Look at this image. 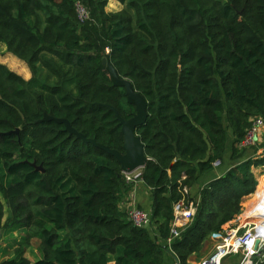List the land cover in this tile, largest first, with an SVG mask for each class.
Wrapping results in <instances>:
<instances>
[{
  "label": "trees",
  "instance_id": "1",
  "mask_svg": "<svg viewBox=\"0 0 264 264\" xmlns=\"http://www.w3.org/2000/svg\"><path fill=\"white\" fill-rule=\"evenodd\" d=\"M78 1L90 11L86 21ZM109 1L0 0V42L32 73L26 80L0 62V227L8 215L24 239L0 264H162L182 198L197 207L172 245L187 264L257 186L248 160L199 200L184 191L223 161L229 129L240 159L252 120L264 118V0H117L123 8L107 11ZM105 58L148 103L136 130L148 157L140 177L152 191L147 227L121 207L131 184L117 158L57 121L125 152L105 105L125 119L135 107ZM33 237L41 241L35 261L23 246Z\"/></svg>",
  "mask_w": 264,
  "mask_h": 264
},
{
  "label": "built area",
  "instance_id": "2",
  "mask_svg": "<svg viewBox=\"0 0 264 264\" xmlns=\"http://www.w3.org/2000/svg\"><path fill=\"white\" fill-rule=\"evenodd\" d=\"M76 7L81 21H86L90 18V11L82 2L78 1ZM262 135H264V118L256 117L252 120V124L240 142L239 147H253ZM220 164L221 162L218 160L214 163V166L219 167ZM136 172L125 175L127 182H132L141 176V174H136ZM184 191L186 195L190 194L189 189L185 188ZM256 207L259 206L256 205L254 208ZM196 211L197 207L194 201H187L182 198L174 202V217L170 227V234L166 241L169 250L173 251L172 245L181 239L183 232L194 220ZM128 217L139 228L149 226L151 222V213L138 207L129 210ZM263 229L264 214L261 213L251 214L246 219L239 218L235 225H225L221 232L222 235L221 233L213 234L217 240L219 239V241L216 240L217 243L213 252L198 264H225V261L230 258H234L237 261L235 264H258L259 258H264ZM257 240L259 244L256 247ZM235 257H239V259Z\"/></svg>",
  "mask_w": 264,
  "mask_h": 264
},
{
  "label": "crops",
  "instance_id": "3",
  "mask_svg": "<svg viewBox=\"0 0 264 264\" xmlns=\"http://www.w3.org/2000/svg\"><path fill=\"white\" fill-rule=\"evenodd\" d=\"M117 2L120 3L119 1H117ZM122 8H123V6H121L120 9H122ZM2 48H4V49H2ZM0 49H1L0 53H4V50L7 51L6 45L1 43V42H0ZM6 53H8V54H7V57H5V59H6V60H4L5 62L4 61H2V62L0 61V62L7 65L12 71L23 76L26 80H29L32 77V73H31L29 65L25 61H23L20 58H18L17 56H15L14 54H12L8 51ZM12 66H15L16 69L14 70L12 68ZM225 123H226L225 126H227L228 124H227L226 119H225ZM263 137H264V135H262V137L260 138V140H259L260 142L263 139ZM233 140H234L233 132L231 129H229V135H228L227 147H226L227 150H226V153H225L224 159H223L224 166L222 168L215 167L212 171L201 175L199 177L197 183L190 190L191 197L199 200L201 198L202 188L206 187L211 182H213V181L217 180L218 178H220L221 176H223L230 169L241 165L245 161L251 160V158L252 159L259 158L258 155L261 153V150H259L257 152L255 150H253L252 153H251V151L246 152L243 157H241L240 159L234 160L232 157L233 156V152H232ZM263 167H264V165H263ZM141 173L142 172L139 170L136 172V174H141ZM255 177H256V180L258 181V178L256 175H255ZM130 184H131V188L122 194V199L120 202L121 207L123 209L125 207L128 208V211L131 208L142 207V208L148 210L149 212H151L152 191H151L150 187L146 185V183L143 181V179L141 177L136 178L134 181L130 182ZM251 197L252 196L248 195V196H245L243 198V201L245 200V202L243 203L244 207L242 209L243 211L241 213V216H244L245 211H247V210L249 211L251 208L254 207L255 204H253ZM237 221L238 220H236V222ZM212 239H214V241ZM207 241H208V243L210 241H213V243H214V242H216V238L212 235L211 238ZM207 241H206V243H207ZM197 256L198 255L191 256L188 259L187 264H197L196 260H195ZM179 262L180 261L175 256V253L173 251L167 249V254L165 255V260L162 264H178Z\"/></svg>",
  "mask_w": 264,
  "mask_h": 264
},
{
  "label": "water",
  "instance_id": "4",
  "mask_svg": "<svg viewBox=\"0 0 264 264\" xmlns=\"http://www.w3.org/2000/svg\"><path fill=\"white\" fill-rule=\"evenodd\" d=\"M103 64L108 67L111 72L113 82L118 87H123L126 90L127 102L129 105L135 107V113L129 119H125L121 116L119 111L111 106L105 105L110 110H113L117 116L118 121L122 127L124 134L125 144L124 153L118 150L111 149L109 146L98 144L96 140H87L82 134L73 128L71 123L67 119H57L58 122L66 124L67 130L73 134H77L82 137L85 141L92 142L99 148L107 151L114 155L122 166L124 176L127 174L134 173L140 169H143L148 161V157L145 153V144L142 142L136 130L139 126L145 124L148 119V103L144 96L136 91L133 82L126 78H120L115 69L109 64L108 60L103 59ZM147 227V226H146ZM259 241L256 242V247Z\"/></svg>",
  "mask_w": 264,
  "mask_h": 264
},
{
  "label": "rangeland",
  "instance_id": "5",
  "mask_svg": "<svg viewBox=\"0 0 264 264\" xmlns=\"http://www.w3.org/2000/svg\"><path fill=\"white\" fill-rule=\"evenodd\" d=\"M121 6H122V4L118 3L117 0L116 1L110 0L106 9H107V11H117L118 9L120 10ZM2 49H4V48H2ZM0 52H1V49H0ZM6 52L7 51L4 50V53H0V61L1 62L6 60L5 57H7V54H8ZM12 68L14 70L16 69L15 66H12ZM253 150H255L256 152L261 150V153L258 155L259 158H256V159L251 158V161L253 163V165H252V170L254 171L253 174H254V176L256 175L258 178L257 186L255 187L254 191L250 194V196H252L251 200H252L253 204H255L254 205V207H255L256 205L260 206L261 200H262L261 192L264 191V167H263V164H264V137L261 140V142L258 141L256 143V145H254L252 148H249V150L248 149H246V150L241 149L240 151H242L243 154H245L246 152H249V151H251V153H252ZM256 161H260L263 164L260 163V164L256 165V163H255ZM223 166H224V162L222 164H220L218 168H222ZM142 170L143 169H140L139 171L142 172ZM244 202H245V200L243 201V203ZM243 203H242V205L244 207ZM138 208L144 209L142 207H138ZM253 208H251L249 211L248 210L245 211L244 216H241V213H242L241 212L232 222H230L231 224L228 223L226 226L235 225V223H237L236 220H238L239 218H245L246 219V218L250 217L251 214H258L259 212H257V209H256L258 207L254 208V210H253ZM124 209L127 211V213H129L128 208L125 207ZM131 209H133V208H131ZM144 210H146V209H144ZM252 210H253V212H252ZM146 211H148V210H146ZM7 221H8V215H7V217H5L4 225L2 227H0V261L5 259V258H8L9 256H12L14 250L17 248V245L14 248L13 247L11 248L10 244L13 245L14 243H18V242L24 240V239H22V235H21L20 231L18 229H15V227L12 226L11 224H7ZM221 235H222V233H221ZM212 240L214 241V239H212ZM213 241H210L209 243L207 241V243L203 246L201 252L198 254V256L195 259L197 264L202 259L208 257V255H210L213 252L215 244L217 243V241H219V239L214 243H213ZM23 246H24L25 252L27 253L28 257L32 261H35L36 259H38L41 256V252H40L41 251L40 250L41 241L38 237H33L28 243H25ZM235 258L239 259V257H235ZM259 259H262V257H260ZM236 262L237 261L234 258H230V259H227L225 261V264H235Z\"/></svg>",
  "mask_w": 264,
  "mask_h": 264
},
{
  "label": "bare ground",
  "instance_id": "6",
  "mask_svg": "<svg viewBox=\"0 0 264 264\" xmlns=\"http://www.w3.org/2000/svg\"><path fill=\"white\" fill-rule=\"evenodd\" d=\"M261 198H262V200H261V204H260V206L258 207V208H256L257 209V212H261V214H264V191L263 192H261ZM262 233L264 234V229L262 230Z\"/></svg>",
  "mask_w": 264,
  "mask_h": 264
}]
</instances>
